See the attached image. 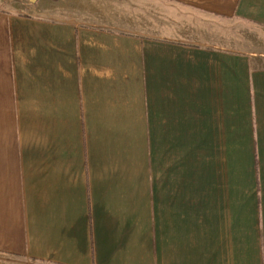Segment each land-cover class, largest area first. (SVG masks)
I'll return each instance as SVG.
<instances>
[{
  "label": "crops",
  "instance_id": "crops-1",
  "mask_svg": "<svg viewBox=\"0 0 264 264\" xmlns=\"http://www.w3.org/2000/svg\"><path fill=\"white\" fill-rule=\"evenodd\" d=\"M8 1L0 258L264 264V0Z\"/></svg>",
  "mask_w": 264,
  "mask_h": 264
},
{
  "label": "rangeland",
  "instance_id": "rangeland-1",
  "mask_svg": "<svg viewBox=\"0 0 264 264\" xmlns=\"http://www.w3.org/2000/svg\"><path fill=\"white\" fill-rule=\"evenodd\" d=\"M10 1H8L4 4L7 6H11V7H12V4H16V5H14L13 8L17 9V10L25 9V7H23L25 5H27L28 8H31L35 4L39 5V2H40V0H10ZM0 264H25V262H23L17 258H13L11 262H9V261L4 262V260L2 258H0Z\"/></svg>",
  "mask_w": 264,
  "mask_h": 264
}]
</instances>
